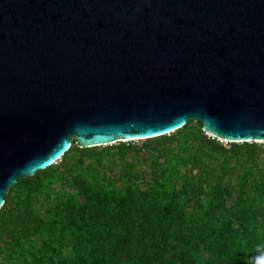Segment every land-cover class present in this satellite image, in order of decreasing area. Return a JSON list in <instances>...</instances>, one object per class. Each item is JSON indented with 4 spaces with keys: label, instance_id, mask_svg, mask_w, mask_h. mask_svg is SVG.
Instances as JSON below:
<instances>
[{
    "label": "water",
    "instance_id": "1",
    "mask_svg": "<svg viewBox=\"0 0 264 264\" xmlns=\"http://www.w3.org/2000/svg\"><path fill=\"white\" fill-rule=\"evenodd\" d=\"M188 122L264 143V0H0V208L71 141Z\"/></svg>",
    "mask_w": 264,
    "mask_h": 264
},
{
    "label": "trees",
    "instance_id": "2",
    "mask_svg": "<svg viewBox=\"0 0 264 264\" xmlns=\"http://www.w3.org/2000/svg\"><path fill=\"white\" fill-rule=\"evenodd\" d=\"M188 122L140 148H70L0 208V264H264V143Z\"/></svg>",
    "mask_w": 264,
    "mask_h": 264
},
{
    "label": "rangeland",
    "instance_id": "3",
    "mask_svg": "<svg viewBox=\"0 0 264 264\" xmlns=\"http://www.w3.org/2000/svg\"><path fill=\"white\" fill-rule=\"evenodd\" d=\"M143 142L144 141H134V142H131L134 146H136V147H138V148H140L141 146H142V144H143ZM220 142V141H219ZM223 146H226V147H228V145H227V143H222V142H220ZM119 143H116V144H114V145H111V146H117ZM110 146V147H111Z\"/></svg>",
    "mask_w": 264,
    "mask_h": 264
}]
</instances>
